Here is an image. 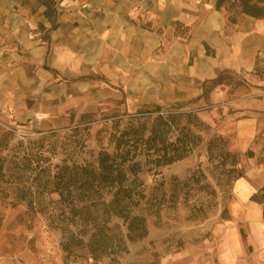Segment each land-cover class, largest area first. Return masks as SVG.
<instances>
[{"label":"crops","instance_id":"obj_1","mask_svg":"<svg viewBox=\"0 0 264 264\" xmlns=\"http://www.w3.org/2000/svg\"><path fill=\"white\" fill-rule=\"evenodd\" d=\"M54 1L0 0V119L196 113L241 155L239 212L195 224L161 264H243L246 239L264 258V208L251 198L264 188V18L218 0Z\"/></svg>","mask_w":264,"mask_h":264},{"label":"rangeland","instance_id":"obj_2","mask_svg":"<svg viewBox=\"0 0 264 264\" xmlns=\"http://www.w3.org/2000/svg\"><path fill=\"white\" fill-rule=\"evenodd\" d=\"M42 1L50 9L55 4L54 0ZM225 6L239 12L231 3ZM228 78L234 81L233 76ZM141 113L86 115L81 123L56 125L19 122L13 116L0 119V264H94L79 248L74 249L73 256H67L64 235L70 228L55 176L64 165L98 167L101 150L115 153L120 141L124 150L130 146L133 149L134 129L144 123L151 128L155 122L156 116ZM178 120L176 128L165 136L168 143L177 140L188 122L185 118ZM196 134L202 137L200 143L188 158L174 165L157 169L146 162L154 158L152 152L150 157L140 158L144 169L137 180L144 196L130 210L146 219L149 234L140 241L128 240L129 252L121 253L117 264H161L166 252H176L194 239L195 224L214 216L224 220L238 216L239 211L230 207L234 200L231 162L226 161L220 148H215L211 158L208 148L220 133L210 126ZM261 206L264 208V203ZM110 225L126 238L128 225L122 218H112ZM245 246L243 264H264V258L257 257L247 239ZM101 264L114 263L106 257Z\"/></svg>","mask_w":264,"mask_h":264},{"label":"trees","instance_id":"obj_3","mask_svg":"<svg viewBox=\"0 0 264 264\" xmlns=\"http://www.w3.org/2000/svg\"><path fill=\"white\" fill-rule=\"evenodd\" d=\"M230 3L244 15L257 19L264 18V0H218L217 7L221 8ZM223 79L224 76L221 75L217 82ZM141 114L156 116L155 122L151 128H146L144 123L134 129L136 139L133 149L130 146L124 150L120 141L116 143L115 153L101 150L98 167L74 163L72 166H62L57 172L56 190L61 197L62 212L70 228L64 235V249L67 256H73L74 249L79 248L86 251L88 258L94 260V264L103 263L106 257H110L112 263L117 264L119 255L129 252L128 240L135 242L148 237L149 228L146 219L141 215H133L130 210L133 205H138L144 196L142 191H139L142 184L137 180L144 169L140 158L145 155L150 157L152 152L154 158L146 162L157 169L174 165L175 162L188 158L200 143L202 137L196 134V131L200 133L210 127L194 112L159 109L144 111ZM179 118L188 121L181 130L183 135L178 136L175 142L168 143L165 136L176 128ZM208 148L211 158L215 148L217 150L220 148L226 161L231 162L229 173L234 175L233 182L244 175L240 154L229 151L227 140L223 135H216L210 141ZM252 154V151H249L247 155ZM251 198L263 204L264 188ZM114 217L122 218L128 225L126 238L122 232L115 233V228L110 225ZM74 226L79 229L72 230L71 227ZM85 226L88 228H84ZM87 255L81 256L87 257Z\"/></svg>","mask_w":264,"mask_h":264},{"label":"built area","instance_id":"obj_4","mask_svg":"<svg viewBox=\"0 0 264 264\" xmlns=\"http://www.w3.org/2000/svg\"><path fill=\"white\" fill-rule=\"evenodd\" d=\"M60 4L71 5L73 0H59Z\"/></svg>","mask_w":264,"mask_h":264}]
</instances>
